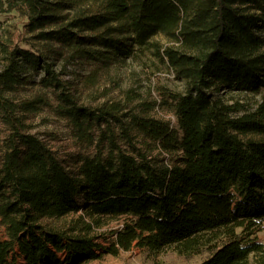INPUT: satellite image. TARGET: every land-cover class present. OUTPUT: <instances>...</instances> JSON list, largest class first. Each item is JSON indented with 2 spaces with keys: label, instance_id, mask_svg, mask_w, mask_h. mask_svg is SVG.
Segmentation results:
<instances>
[{
  "label": "trees",
  "instance_id": "obj_1",
  "mask_svg": "<svg viewBox=\"0 0 264 264\" xmlns=\"http://www.w3.org/2000/svg\"><path fill=\"white\" fill-rule=\"evenodd\" d=\"M2 9L29 37L6 50L0 71V264H16V251L26 264H90L132 246L207 252L197 264H264L255 236L264 219V0H0ZM157 34L182 47L162 52L185 83L164 93L176 127L126 113L120 101L87 106L54 68L62 57L105 69ZM29 83L39 90L14 93ZM230 92L260 100L243 109L224 101ZM44 109L83 151L70 164L30 132ZM103 217L125 222L99 254L92 225Z\"/></svg>",
  "mask_w": 264,
  "mask_h": 264
},
{
  "label": "rangeland",
  "instance_id": "obj_2",
  "mask_svg": "<svg viewBox=\"0 0 264 264\" xmlns=\"http://www.w3.org/2000/svg\"><path fill=\"white\" fill-rule=\"evenodd\" d=\"M22 24L23 20L16 12L0 10V71L4 68L6 50L15 44L21 45V40L29 37V34L22 30ZM152 44L105 69H99L96 65L79 64L76 61L69 63L62 57L55 61L54 68L61 78L77 83L79 101L87 106L95 107L106 102L120 101L126 113L161 119L176 127L175 117L169 109V101L164 93L183 92L185 83L176 76L175 70L167 57L162 56V52L168 47H182L180 42L163 34L155 35ZM40 75L41 73L35 74L33 78L38 80ZM37 90L39 86L36 83H29L18 87L14 93L18 96H29ZM222 97L228 104H240L243 109L249 110L260 100L259 94L249 92H230ZM29 122L33 126L30 132L46 141L56 155L69 162L68 164L71 155L83 152L75 145L65 121L48 109L36 113ZM3 135L4 126L0 122V138ZM124 222V217H103L92 225V234L99 246V254L115 240V232L123 228ZM257 226L256 239L264 242V219L260 220ZM0 237L5 238L2 227ZM206 256L207 252L192 256L180 255L173 246L156 252L132 246L127 251L119 250L116 256H103L90 264H197ZM15 258L16 264H26L18 251ZM58 258L64 260L65 255L58 254Z\"/></svg>",
  "mask_w": 264,
  "mask_h": 264
}]
</instances>
